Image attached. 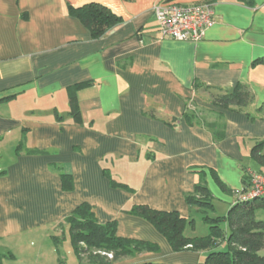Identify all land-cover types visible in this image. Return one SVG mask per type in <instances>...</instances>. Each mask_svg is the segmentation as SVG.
Instances as JSON below:
<instances>
[{"label":"crops","instance_id":"1","mask_svg":"<svg viewBox=\"0 0 264 264\" xmlns=\"http://www.w3.org/2000/svg\"><path fill=\"white\" fill-rule=\"evenodd\" d=\"M209 1L216 23L178 41L160 36L162 0H0V264H85L66 222L82 203L119 236L160 247L110 264H205L207 251H174L131 209L195 219L186 196L203 178L228 212L262 168L252 148L264 153V0H178ZM91 2L121 17L100 37L69 13ZM239 83L246 106L214 103ZM78 84L81 124L69 114Z\"/></svg>","mask_w":264,"mask_h":264},{"label":"trees","instance_id":"2","mask_svg":"<svg viewBox=\"0 0 264 264\" xmlns=\"http://www.w3.org/2000/svg\"><path fill=\"white\" fill-rule=\"evenodd\" d=\"M70 15L79 19L91 32L92 36L100 37L112 26L121 21V17L108 6L91 2L80 7H70ZM259 61L264 62V59ZM84 84L69 88V114L76 123H82L81 111L76 95L77 89ZM252 101V94L244 84H237L233 90L216 94L214 103L223 108L238 107L241 109ZM63 120L62 116L58 117ZM216 140L224 137L223 131H216ZM263 143H258L252 148V156L262 167L264 173ZM246 172V170H245ZM247 178L250 184V175ZM63 187L72 190L74 187L71 175L62 174ZM244 186L243 191L249 186ZM195 194L186 196V201L200 208H214L209 188L201 178L195 186ZM257 208H264V198L240 199L231 206L227 215L226 228L220 225L221 218L205 217L210 224L209 234L206 236H186L185 229L188 220L177 211L154 209L148 205L139 204L132 207L131 212L152 223L168 240L176 252L192 250L207 251L205 264H264V220L256 218ZM69 226L71 243L76 254L81 258L82 253L90 249L114 252L118 256H131L142 251L157 252L160 247L157 243L146 240L122 237L117 234V222L100 223L95 215L94 208L89 203L77 206L66 218ZM56 243L58 238H54ZM222 244L225 245L222 248ZM100 256L90 258L92 264H110L111 261L99 260ZM105 259V258H104ZM140 264H164L158 262H143Z\"/></svg>","mask_w":264,"mask_h":264},{"label":"built area","instance_id":"3","mask_svg":"<svg viewBox=\"0 0 264 264\" xmlns=\"http://www.w3.org/2000/svg\"><path fill=\"white\" fill-rule=\"evenodd\" d=\"M161 38L178 41H200L216 23L214 3L209 1L184 5L178 0H162L153 8ZM250 184L240 199L264 198V173L249 171Z\"/></svg>","mask_w":264,"mask_h":264},{"label":"rangeland","instance_id":"4","mask_svg":"<svg viewBox=\"0 0 264 264\" xmlns=\"http://www.w3.org/2000/svg\"><path fill=\"white\" fill-rule=\"evenodd\" d=\"M256 172V171H254ZM196 196H198L199 198H202V195H197L196 193H194ZM213 204V206L215 207L218 203L217 202H211ZM201 211L199 214H197V216H195L193 219L194 223H188L187 224V228L185 229V235L186 236H190V235H197L199 237L201 236H206L209 234L210 231V224L205 220V217H210L213 219L216 218H221L220 220V225L223 228H226V220L224 219V217L227 215V212H224V210H222V212H220V209L217 208L214 209H210V208H203L201 207ZM256 214V218L258 220H264V208H257L255 211ZM187 231V232H186ZM144 252V251H142ZM82 259L84 260L85 264H89L90 262V258H92L93 256H100V258H98L99 260H107L109 259L111 262L117 261L119 258H126L127 256H116L114 252H106V251H99L96 249H90L88 252L86 253H82ZM105 258V259H104ZM75 264H78V262L76 261Z\"/></svg>","mask_w":264,"mask_h":264}]
</instances>
